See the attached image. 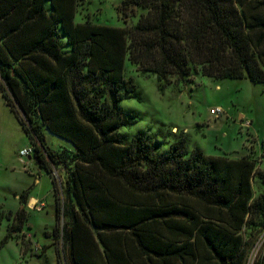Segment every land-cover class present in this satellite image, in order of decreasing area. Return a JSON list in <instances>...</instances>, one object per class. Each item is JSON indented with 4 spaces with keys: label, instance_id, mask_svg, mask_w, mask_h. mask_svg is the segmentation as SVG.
<instances>
[{
    "label": "trees",
    "instance_id": "1",
    "mask_svg": "<svg viewBox=\"0 0 264 264\" xmlns=\"http://www.w3.org/2000/svg\"><path fill=\"white\" fill-rule=\"evenodd\" d=\"M83 1L0 0V92L51 177L59 264H246L264 171L248 155L188 151L177 133L163 152L142 132L127 141L121 95L142 100L126 61L159 91L196 71L264 84V0H122L121 20L136 22L121 27L76 22ZM15 219L18 233L23 208Z\"/></svg>",
    "mask_w": 264,
    "mask_h": 264
},
{
    "label": "rangeland",
    "instance_id": "2",
    "mask_svg": "<svg viewBox=\"0 0 264 264\" xmlns=\"http://www.w3.org/2000/svg\"><path fill=\"white\" fill-rule=\"evenodd\" d=\"M121 1L84 0L75 21L84 22L88 16L97 24L131 26L136 17L123 23L117 11ZM125 73L133 78L142 98L139 102L121 95L122 109L133 115L131 129L119 130L127 141L136 132H142L151 143H159V151L163 152L174 141L170 133H177L188 137V151L199 148L208 156L234 158L248 155L256 161L257 171H264V84L245 79H212L196 71L185 82L172 81L159 91L154 75L141 74L127 61ZM215 108L221 109L218 116L210 113ZM45 138L47 146L53 150L71 148L54 135L46 133ZM29 142L0 92V264H59L63 260L58 256L62 245L54 229L62 225V219L56 221L55 218L50 175L43 174V180L35 184L37 168L28 161L32 155L19 156L22 148L31 146V143L27 146ZM58 174L61 173L54 171L52 176L59 185ZM252 188L253 199L264 196V183L256 175ZM23 195L36 196L43 201H34L24 209V224L21 231L15 233L12 225L18 223L14 218L21 208L19 198ZM261 260L264 264V228L255 239L246 264H257Z\"/></svg>",
    "mask_w": 264,
    "mask_h": 264
},
{
    "label": "crops",
    "instance_id": "3",
    "mask_svg": "<svg viewBox=\"0 0 264 264\" xmlns=\"http://www.w3.org/2000/svg\"><path fill=\"white\" fill-rule=\"evenodd\" d=\"M30 145V142L28 143V145L27 146H29ZM23 149V148H22ZM29 161V165L30 166H33V167H35L36 166V168H37V170H36V172L38 173V177L35 179V184H39L42 180H43V174L44 175H46V176H48L40 167H38L36 164H35V162H34V160L33 159H29L28 160ZM34 164V165H33ZM34 170H35V168H34ZM34 173V172H33ZM37 173H35V174H37ZM50 179V178H49ZM51 180V179H50ZM51 183H52V181H51ZM52 191V190H51ZM21 197H23L22 199H23V201H24V204H23V207H21V208H23V210L24 209H26V207L28 206V207H30L31 205H33V203H34V201H37V200H41V201H43V199H38L36 196H32V197H29V196H26L25 197V195H23V196H20V201H21ZM45 199V198H44ZM46 200V199H45ZM20 208V209H21Z\"/></svg>",
    "mask_w": 264,
    "mask_h": 264
},
{
    "label": "built area",
    "instance_id": "4",
    "mask_svg": "<svg viewBox=\"0 0 264 264\" xmlns=\"http://www.w3.org/2000/svg\"><path fill=\"white\" fill-rule=\"evenodd\" d=\"M211 114L215 115V116H218L220 113H221V109L220 108H215V109H212L210 111ZM32 152H33V148L32 146H29V147H25L23 149H21L19 151V156L21 158H25V157H29L32 155Z\"/></svg>",
    "mask_w": 264,
    "mask_h": 264
}]
</instances>
